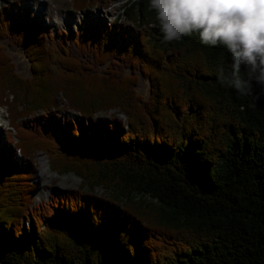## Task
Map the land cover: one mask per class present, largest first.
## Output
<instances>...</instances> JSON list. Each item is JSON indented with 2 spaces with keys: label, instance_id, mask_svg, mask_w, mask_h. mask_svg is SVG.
<instances>
[{
  "label": "trees",
  "instance_id": "16d2710c",
  "mask_svg": "<svg viewBox=\"0 0 264 264\" xmlns=\"http://www.w3.org/2000/svg\"><path fill=\"white\" fill-rule=\"evenodd\" d=\"M148 4L127 0L129 29L93 21L70 35L0 7V40L21 46L32 73L0 45V107L15 130L0 147V264H264V80L242 66L240 95L223 46L164 42ZM60 106L115 122L92 135L40 122ZM38 153L77 188L34 205Z\"/></svg>",
  "mask_w": 264,
  "mask_h": 264
},
{
  "label": "clouds",
  "instance_id": "9594fccd",
  "mask_svg": "<svg viewBox=\"0 0 264 264\" xmlns=\"http://www.w3.org/2000/svg\"><path fill=\"white\" fill-rule=\"evenodd\" d=\"M148 7L164 42L197 34L204 45L223 46L234 69L227 86L240 95L251 89L242 66L249 74L259 71L264 80V0H149Z\"/></svg>",
  "mask_w": 264,
  "mask_h": 264
},
{
  "label": "rangeland",
  "instance_id": "374dc122",
  "mask_svg": "<svg viewBox=\"0 0 264 264\" xmlns=\"http://www.w3.org/2000/svg\"><path fill=\"white\" fill-rule=\"evenodd\" d=\"M19 2L20 4L18 7L27 6L29 7L33 0H0V7L2 5L10 6L15 11L16 7L12 4L15 2ZM45 3L42 4L41 17L43 20L48 19V13L54 16V19H50L51 24L55 23V19L59 20L65 18L64 11L67 12L66 18H70V22L72 25L70 26V33L77 32L80 29V22L79 20H83L81 16L83 14L80 11H74L71 8V0H42ZM107 5L105 6V4ZM104 3L101 5H93L89 7V14L87 15V19L95 18L97 20L103 21L106 25L111 23L119 24V26H123L124 29H129L132 27L131 23L127 21V18L124 14L123 8L127 6V0H104ZM62 12V13H61ZM69 12V13H68ZM50 15V16H51ZM52 17V16H51ZM59 24V23H58ZM55 31L60 29L64 30L66 33L65 28H58L56 26ZM4 44V49L7 50L8 54L11 56L12 60L10 59L12 64H15L16 70L21 73V75H29L32 76L30 66H29V59L25 56L24 52L20 51V48L17 46L12 45L7 39H4L2 42L0 40V45ZM10 44V45H8ZM3 46V45H1ZM5 53V52H4ZM8 56V55H7ZM10 58V57H9ZM137 93L146 96L149 93V85L146 80H141L136 87ZM55 111H51L52 114H43L40 118V122L44 123V121H57L63 119L65 121L76 123L79 126L80 130L88 134H93L94 126H98L100 123L105 122V117L108 118L106 123L111 125L115 122L110 118L109 114H99L94 119L91 118H83L78 115L75 111H68L65 112L63 108L57 107L54 108ZM5 107L0 108V143L6 144L9 147V143L6 141V135L14 136L15 130H9L7 125V117L5 115ZM118 119L124 123L126 122L125 117L121 113H115ZM94 125V126H93ZM99 127V126H98ZM20 162H22L19 156ZM34 176L31 179L33 184L35 185L36 189L33 193V204L36 205L41 202H49L52 198H56L57 196H62L63 194L68 193L69 190L76 189L79 184V178L76 177L73 173H68L65 175H60L53 172L49 167V162L47 159V155L44 153H38L34 160ZM100 192V190L98 191ZM24 226H27V222L24 223Z\"/></svg>",
  "mask_w": 264,
  "mask_h": 264
},
{
  "label": "built area",
  "instance_id": "2783aa9c",
  "mask_svg": "<svg viewBox=\"0 0 264 264\" xmlns=\"http://www.w3.org/2000/svg\"><path fill=\"white\" fill-rule=\"evenodd\" d=\"M3 45V47H4V44H2ZM8 45H10V44H8ZM14 46H16V45H14ZM18 47V46H17ZM19 48V47H18ZM3 50L7 53V55L11 58V56L8 54V52H7V50L6 49H4L3 48ZM20 51L22 52V50L20 49ZM11 60H12V58H11ZM13 61V60H12ZM13 63H14V61H13ZM15 65V64H14ZM16 69V68H15ZM17 71V70H16ZM18 72V71H17ZM24 76H28V75H24Z\"/></svg>",
  "mask_w": 264,
  "mask_h": 264
},
{
  "label": "bare ground",
  "instance_id": "6f19581e",
  "mask_svg": "<svg viewBox=\"0 0 264 264\" xmlns=\"http://www.w3.org/2000/svg\"><path fill=\"white\" fill-rule=\"evenodd\" d=\"M16 10V9H15Z\"/></svg>",
  "mask_w": 264,
  "mask_h": 264
}]
</instances>
